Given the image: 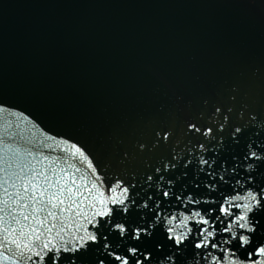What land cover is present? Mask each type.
Wrapping results in <instances>:
<instances>
[{
    "label": "snow or ice",
    "instance_id": "snow-or-ice-1",
    "mask_svg": "<svg viewBox=\"0 0 264 264\" xmlns=\"http://www.w3.org/2000/svg\"><path fill=\"white\" fill-rule=\"evenodd\" d=\"M170 92L95 137L0 96V264H264V98Z\"/></svg>",
    "mask_w": 264,
    "mask_h": 264
},
{
    "label": "water",
    "instance_id": "water-1",
    "mask_svg": "<svg viewBox=\"0 0 264 264\" xmlns=\"http://www.w3.org/2000/svg\"><path fill=\"white\" fill-rule=\"evenodd\" d=\"M256 69L264 0H0V96L48 126L105 135L224 81L264 98Z\"/></svg>",
    "mask_w": 264,
    "mask_h": 264
}]
</instances>
